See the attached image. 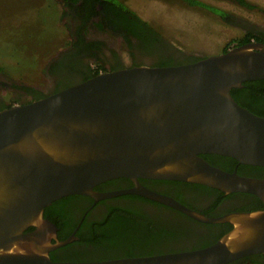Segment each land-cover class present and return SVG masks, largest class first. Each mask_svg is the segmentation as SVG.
<instances>
[{"label":"water","instance_id":"water-1","mask_svg":"<svg viewBox=\"0 0 264 264\" xmlns=\"http://www.w3.org/2000/svg\"><path fill=\"white\" fill-rule=\"evenodd\" d=\"M264 80V43H247L194 63L100 73L45 98L0 111V264H230L264 254V209L206 217L138 180L177 181L256 197L264 179L226 172L203 155L264 168V118L232 89ZM127 179L133 188L99 193ZM94 202L137 195L203 224H230L195 250L91 262L52 261L76 240L56 239L44 209L68 196Z\"/></svg>","mask_w":264,"mask_h":264},{"label":"trees","instance_id":"trees-1","mask_svg":"<svg viewBox=\"0 0 264 264\" xmlns=\"http://www.w3.org/2000/svg\"><path fill=\"white\" fill-rule=\"evenodd\" d=\"M235 1L241 7L247 9L256 8L245 0ZM61 2L63 15L70 17L74 22L73 26L68 27L71 33V40L67 48L52 58L44 69L46 75L52 80V87L45 93L31 87L20 88L29 97V100L22 104L45 98L53 93L91 79L100 73L125 68V64L118 53L109 49L103 39L90 37V33L93 31L101 33V35L107 34L111 37L120 38L127 49V55L132 62V66L168 67L190 64L202 59L201 57L186 55L173 49L151 25L118 0H61ZM188 3L190 5L196 3L199 6H203L200 2L194 0H188ZM214 11L220 15L223 14L221 11ZM224 20L228 24L239 25L246 29L242 38L233 47L247 43H264V29L235 23L230 16L225 17ZM105 50H108L110 56L107 57L105 55ZM165 50L170 51V54L163 55L162 52ZM228 50V48L224 49L222 53ZM173 51L177 52L178 56H174ZM1 71L2 69L0 68ZM13 87L16 88L15 86ZM231 96L237 104L252 114L264 118V80L245 82L242 88L232 89ZM13 105L14 103H7L0 98V111ZM202 158L211 165L223 168L226 171H231V168L237 165L235 160L222 156L203 155ZM237 173L239 175L262 178L264 177V168L239 165ZM111 181L128 182L127 179L123 178ZM168 183L190 185L183 182ZM98 187L96 186L94 189ZM184 189L188 190L189 193L191 191L194 194L204 195L210 199L211 207L206 210V216H215L210 212L217 205L226 199L237 197H241L245 200V203L242 202L241 205L237 206L232 204L225 210V213L252 212L264 209L262 203L249 194L235 193L225 195L211 188ZM174 195L172 196L175 200L182 201L179 193ZM120 198L118 200H124L125 204L101 202L104 203V208L100 212L93 213L90 218H84L75 234L76 240L63 248L51 252L49 255L50 259L62 262H91L195 250L213 244L223 234L231 230V226L228 224H215V227H225L222 225H227V228L218 236L213 235L210 239L209 237L207 239L199 236L198 239H194L195 241L192 242L190 236L193 230L184 228L182 221H180L181 226H174L171 224L174 218H171V220L169 218L174 217L173 215L169 213H151L145 211L143 207L136 203L138 199L143 202L151 201L130 195H124ZM84 199L87 198L78 195L64 197L44 209V218L52 222L57 228L58 241L67 239L78 224V221L74 219L67 209L68 206L75 203V201ZM151 203L163 207V205L156 202ZM168 209L172 210L171 208ZM176 223L179 222L176 221ZM204 226L210 228L213 225L205 224ZM173 238L185 239L188 245H192V247L190 249L183 248L184 250L169 249L164 252L162 245L167 247ZM193 243H196V245L193 246ZM253 257L264 259V254L249 256L230 264H248L255 261ZM261 264H264V261Z\"/></svg>","mask_w":264,"mask_h":264},{"label":"rangeland","instance_id":"rangeland-1","mask_svg":"<svg viewBox=\"0 0 264 264\" xmlns=\"http://www.w3.org/2000/svg\"><path fill=\"white\" fill-rule=\"evenodd\" d=\"M118 1L151 25L173 49L195 57L221 54L242 38L246 29L226 23L227 16L235 23L264 29V0H245L254 5V9L241 7L235 0H194L203 6L190 5L188 0ZM63 14L61 0H0L2 100L22 104L29 97L20 88L31 87L45 93L52 87V80L44 69L67 48L71 40L68 27L74 25L71 18ZM90 37L103 39L129 66L131 61L121 39L95 31ZM104 53L110 56L108 50ZM253 258L255 261L248 264L264 261Z\"/></svg>","mask_w":264,"mask_h":264},{"label":"flooded vegetation","instance_id":"flooded-vegetation-1","mask_svg":"<svg viewBox=\"0 0 264 264\" xmlns=\"http://www.w3.org/2000/svg\"><path fill=\"white\" fill-rule=\"evenodd\" d=\"M172 53L174 56H178L177 52L173 51ZM162 54L163 55H169L170 51L165 50L162 52ZM109 59H112V58H109ZM124 67H133L132 62H130L129 66L125 65ZM108 69H109V67H108ZM238 166H239V164L232 167L231 171H226L220 167H217V168L222 169L226 172H236L237 173ZM241 176L250 177V176H246V175H241ZM251 177L252 178H260V177H253V176H251ZM260 179H264V177H262ZM138 182L142 187H144V188H146L152 192L163 194V195L169 196L173 199H175V198L172 195L179 193L181 195L182 201H178V200H176V201L181 203L183 206H185V207H187V208H189V209H191V210H193L199 214H202L204 216H206L205 215L206 210H208L211 207V201L209 198H207V196H204V195L202 196V195H199L197 193L194 194L191 191L189 193L188 190L184 189V188H208V187L197 185V184H190V183H189L190 185H183V184L174 185V184L168 183V182H177V181H159V180L140 179V180H138ZM102 184L103 185H101V184L97 185L99 187L94 189V190L96 192H99V193H108V192H113V191H118V190H128V189L133 188V184L129 180H128V182L108 181V182H105ZM130 196H136L137 198L140 197L137 195H130ZM120 197H115L112 199H106V200L94 202V200L92 198L84 196V198H87V199H84L81 201H75V203L70 204L67 209L70 211V213L74 217V219L78 221V224L76 225V227L77 226L80 227L84 218H86V217L90 218L93 215V213L100 212V210H102L104 208V206H103L104 203H101V202H105L107 204H115V203L116 204L119 203L122 205L125 204L124 200H118V199H121ZM140 198H142V197H140ZM143 199H145V198H143ZM108 200H110V201L113 200V201L110 202ZM145 200H148V199H145ZM149 201H151V200H149ZM244 201L245 200H243L241 197H237V198H233V199H226V200L222 201L219 205H217L212 212H210L212 215H215V216H211V217H218V216H222L224 214L230 213V212L225 213V210L228 209L230 205H232V204L236 205V206L241 205L242 202H244ZM151 202H153V201H151ZM151 202H143L139 199L136 200V203L139 206L143 207V209L145 211H148L151 213H163V214L169 213V214L173 215L174 217H169V218H170V220H171V218H174L172 220V223H171L174 226L178 227L180 225V221H182L184 224L183 225L184 228H187V229L191 228V230H193L192 235L190 236V238L192 239V242L195 241L194 239H198L199 236H202L203 238H207V239H208V237L210 239L213 235L218 236L221 234L222 231H224L227 228V225H222L225 227H221V226L215 227L213 225L212 227L207 228V226H204L205 224L199 223V222L189 218L188 216H186V215H184L178 211H174L173 209L170 210V209H168L169 207H167V206L164 207V205H163V207H162V206L155 205L154 203H151ZM206 217H210V216H206ZM176 221L179 223H176ZM206 225H210V224H206ZM228 225H230V224H228ZM75 228H74V230H75ZM231 229H232V226H231ZM73 231L69 234V236L73 233ZM225 234H223V235H225ZM56 239H57V234H56ZM194 245H196V243H193V246ZM162 247H163V251L165 252L169 249H173V250L183 249V248L190 249V247H192V245H188V243L186 242L185 239L173 238V239H171V242L168 243L167 247H165L164 245H162ZM185 251H189V250H185Z\"/></svg>","mask_w":264,"mask_h":264}]
</instances>
